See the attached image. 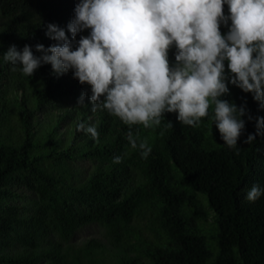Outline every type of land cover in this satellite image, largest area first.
<instances>
[{
    "label": "trees",
    "instance_id": "obj_1",
    "mask_svg": "<svg viewBox=\"0 0 264 264\" xmlns=\"http://www.w3.org/2000/svg\"><path fill=\"white\" fill-rule=\"evenodd\" d=\"M77 2L0 0V16L6 18L0 26V264H95L94 249L104 247L99 240L73 256L63 245L90 224L104 226L112 243L121 247L117 264H264V195L254 203L245 199L254 184L264 188V136L244 143L256 131L255 120L243 117L237 151L221 139L212 108L195 128L166 113L157 128L133 126L138 142L147 140L152 147L143 158L127 140V125L107 111H91L88 96L86 105L77 104L85 89L91 93L71 71L58 77L44 64L26 77L19 66L13 71L3 61L10 45L22 50L28 44L39 56L37 43L46 48L56 43L45 36L49 23L71 38L67 25ZM227 30L221 26L222 33ZM174 55L175 48L170 62ZM228 87L223 99L264 117L251 93ZM70 101L75 104L71 109ZM66 118L76 127L74 139L64 146L60 128ZM169 121L172 127H167ZM81 122L97 127L98 143L77 130ZM116 156L121 163H113ZM79 160L93 163L82 180L72 164ZM204 199L216 215V254L193 222L207 215ZM148 213L153 224L148 230L157 233V241L132 223ZM133 236L139 240L134 247L142 249L148 263L124 248Z\"/></svg>",
    "mask_w": 264,
    "mask_h": 264
},
{
    "label": "clouds",
    "instance_id": "obj_2",
    "mask_svg": "<svg viewBox=\"0 0 264 264\" xmlns=\"http://www.w3.org/2000/svg\"><path fill=\"white\" fill-rule=\"evenodd\" d=\"M73 11L67 25L71 38L49 23L45 36L56 43L47 48L37 43L39 56L28 44L22 50L10 45L3 61L13 71L19 66L26 77L44 64L58 77L71 71L91 93L85 89L77 104L86 105L88 96L91 111H107L127 125V140L143 158L152 147L147 140L138 142L133 126L157 128L166 113L195 128L212 108L221 139L237 151L246 115L255 120L256 131L244 143L264 136V117L222 98L231 84L251 93L264 110V0H78ZM77 130L99 142L95 125L81 122ZM121 162V156L113 158L114 164ZM262 195L264 188L254 184L245 199L254 203Z\"/></svg>",
    "mask_w": 264,
    "mask_h": 264
},
{
    "label": "rangeland",
    "instance_id": "obj_3",
    "mask_svg": "<svg viewBox=\"0 0 264 264\" xmlns=\"http://www.w3.org/2000/svg\"><path fill=\"white\" fill-rule=\"evenodd\" d=\"M6 18L0 16V26L1 23H4ZM74 103L72 101L69 102V109L74 107ZM56 113V112H55ZM15 121L20 120L19 111H14ZM46 117V116H45ZM79 115H76L74 120H77ZM49 119V118H48ZM45 120V118H44ZM70 118H66L60 128V132L62 134L64 146H67L73 139L72 131L75 129L76 125L74 122H71ZM73 170L78 171L80 174L79 179H85L89 172L93 168V163L90 160H79L78 162L72 163ZM201 196V195H200ZM203 210L207 212V215H201L198 217H194V223L201 229L202 232L206 234L208 239L210 240V246L213 250V253L216 254L219 251V246L217 239L215 238L217 231V223H216V215L215 212L211 209L209 204L205 201L203 202ZM190 216L193 214L190 212ZM133 225L138 230H141L142 233L147 237V239L152 241H157L158 235L154 230H148V227L152 228V216L148 213L146 215H140L139 217L134 218ZM99 240L104 247H96L94 249V253L92 258L94 259L95 264H117L120 256L123 255V251L121 247L112 243L111 239L107 235L106 228L99 224H90L85 226L77 231V233L67 242H64V247L68 248L71 256H73L76 252L84 253L85 247L89 242L93 240ZM139 244V240L136 236L130 238L125 247L128 250V254L130 255H138L141 256L142 260L146 263L149 262V259L143 255L142 249H136L134 245ZM214 257L211 258V262Z\"/></svg>",
    "mask_w": 264,
    "mask_h": 264
}]
</instances>
